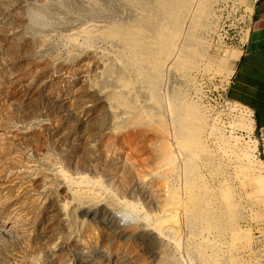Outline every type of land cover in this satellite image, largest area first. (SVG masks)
Here are the masks:
<instances>
[{"label": "rangeland", "instance_id": "1", "mask_svg": "<svg viewBox=\"0 0 264 264\" xmlns=\"http://www.w3.org/2000/svg\"><path fill=\"white\" fill-rule=\"evenodd\" d=\"M255 1L0 0V264H254L264 135L219 81Z\"/></svg>", "mask_w": 264, "mask_h": 264}, {"label": "crops", "instance_id": "2", "mask_svg": "<svg viewBox=\"0 0 264 264\" xmlns=\"http://www.w3.org/2000/svg\"><path fill=\"white\" fill-rule=\"evenodd\" d=\"M234 65L227 98L247 108L255 127L264 129V0H257L249 22V35Z\"/></svg>", "mask_w": 264, "mask_h": 264}, {"label": "built area", "instance_id": "3", "mask_svg": "<svg viewBox=\"0 0 264 264\" xmlns=\"http://www.w3.org/2000/svg\"><path fill=\"white\" fill-rule=\"evenodd\" d=\"M257 1V0H256ZM245 7V6H244ZM250 22V20H249ZM249 26V25H248ZM230 83V82H229ZM229 83H224V84H220L219 81V90H220V96H224L225 101L228 99L227 98V92L229 90ZM229 100V99H228ZM226 103H228L229 105H237V103L229 100ZM240 105V104H238ZM242 109H246L248 112H250L247 108H245L244 106L240 105ZM254 119V117H253ZM255 120V119H254ZM262 135H264V129L260 130ZM259 227H261V225H259ZM254 241L252 243V246L246 254V258L250 259L252 262H254V264H264V226L261 229H258L254 232ZM244 264H247L246 262Z\"/></svg>", "mask_w": 264, "mask_h": 264}, {"label": "clouds", "instance_id": "4", "mask_svg": "<svg viewBox=\"0 0 264 264\" xmlns=\"http://www.w3.org/2000/svg\"><path fill=\"white\" fill-rule=\"evenodd\" d=\"M24 16L28 22V26L33 29L41 27L50 28L55 23L42 12L39 0H34L32 4L26 5Z\"/></svg>", "mask_w": 264, "mask_h": 264}, {"label": "bare ground", "instance_id": "5", "mask_svg": "<svg viewBox=\"0 0 264 264\" xmlns=\"http://www.w3.org/2000/svg\"><path fill=\"white\" fill-rule=\"evenodd\" d=\"M255 3H256V1H255ZM250 119L252 118L250 115L248 116ZM245 157H247V156H245ZM248 158V157H247ZM258 186L261 188V190L263 191L264 190V182L263 181H261V182H259L258 183ZM252 243H253V240H252ZM252 243L251 244H247V245H243V246H239V247H236L235 249H243V250H246V249H250L251 248V246H252ZM234 249V250H235ZM232 253H233V251H232Z\"/></svg>", "mask_w": 264, "mask_h": 264}]
</instances>
